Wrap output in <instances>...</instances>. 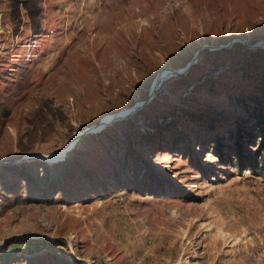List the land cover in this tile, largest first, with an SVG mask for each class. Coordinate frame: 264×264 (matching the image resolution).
I'll list each match as a JSON object with an SVG mask.
<instances>
[{"label": "rangeland", "instance_id": "obj_1", "mask_svg": "<svg viewBox=\"0 0 264 264\" xmlns=\"http://www.w3.org/2000/svg\"><path fill=\"white\" fill-rule=\"evenodd\" d=\"M258 97L264 0H0V264H264Z\"/></svg>", "mask_w": 264, "mask_h": 264}, {"label": "trees", "instance_id": "obj_2", "mask_svg": "<svg viewBox=\"0 0 264 264\" xmlns=\"http://www.w3.org/2000/svg\"><path fill=\"white\" fill-rule=\"evenodd\" d=\"M256 104L258 106V108H256L257 110V113H256V116L255 118L258 119V117L260 116V114L262 113L263 111V105H264V98H261V97H258L256 99ZM260 127H264V120L262 119L261 123H260ZM260 149L258 150V152H264V138H262L261 142H260ZM262 156V155H261ZM264 157V155L262 156ZM256 159V158H255ZM257 161L254 160L253 164L254 166L256 165ZM263 165H264V159H263Z\"/></svg>", "mask_w": 264, "mask_h": 264}, {"label": "water", "instance_id": "obj_3", "mask_svg": "<svg viewBox=\"0 0 264 264\" xmlns=\"http://www.w3.org/2000/svg\"><path fill=\"white\" fill-rule=\"evenodd\" d=\"M177 73H181V72H177ZM139 103L136 105V106H134L129 112H126L124 115H119V114H117L115 117H113L111 120H113V119H117V118H123L124 116H126L128 113H130V112H132V111H134V110H136L137 109V107H139ZM102 123L103 124H106V123H108V121H106V122H104V120H102Z\"/></svg>", "mask_w": 264, "mask_h": 264}]
</instances>
